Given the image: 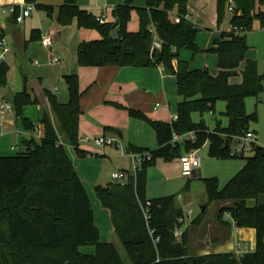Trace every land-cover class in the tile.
<instances>
[{
  "label": "trees",
  "instance_id": "trees-1",
  "mask_svg": "<svg viewBox=\"0 0 264 264\" xmlns=\"http://www.w3.org/2000/svg\"><path fill=\"white\" fill-rule=\"evenodd\" d=\"M133 1L116 4L114 20L104 23L80 7L77 0H64L57 10L59 24L67 25L76 19L77 26L95 28L100 34L99 38L78 43L79 65L162 64L176 77L180 100L177 118L172 121L151 119L139 110L116 104L152 126L157 147L149 150L151 158L143 161L126 183L95 185L96 197L101 206L109 209L114 232L131 264H264V146L249 147L253 152L248 155L240 153L244 164L223 186H219L215 176L203 179L208 201L226 202L218 209L219 220L226 212L235 225L255 228L252 251L189 253L186 229L179 237L174 234L178 218L184 214L182 207L176 205L174 194L146 196L147 168L157 158L179 157L206 142L210 155L230 156L233 137L250 130V121L257 119L256 112L246 111L245 98L258 97L264 89V73L258 71L254 59L246 57L249 49L246 34L255 21L264 27V0H231L230 29L221 31L214 38L215 46L208 49L217 54L219 70L215 75L207 67L190 68L188 60L179 58L181 48L193 54L201 51L195 42L198 26L187 17L188 0H145L144 6H136ZM229 1L216 0L218 21ZM25 2L34 3L50 17L55 12L51 4ZM133 9L138 14L137 30L128 29ZM19 11V6H14L13 20ZM174 15L179 16V21H174ZM151 26L162 40L159 49H150ZM39 36L40 30L32 29L28 40ZM242 61L245 66L241 82H230ZM7 70L6 62L2 63L0 86L6 84ZM64 81L68 91L66 101H59L56 93L45 91L51 114L44 111L40 118L42 135L38 139L33 136L24 139L25 147L19 151L0 155V264H126L112 241L100 239L90 196L67 152L66 146L71 145L81 156L85 155L78 147L83 91L76 73L64 75ZM218 99L226 102L223 111L228 118L226 125L217 120L210 130L203 121L192 120L193 111H212ZM33 103H37V98L26 88L14 93L16 115L21 116L29 130L34 125L22 116V108ZM188 131L195 132L193 140L171 141L173 133ZM127 150L144 149L130 146ZM147 200L150 204L145 217L141 205ZM84 245L94 246V252H82L80 247Z\"/></svg>",
  "mask_w": 264,
  "mask_h": 264
},
{
  "label": "crops",
  "instance_id": "crops-1",
  "mask_svg": "<svg viewBox=\"0 0 264 264\" xmlns=\"http://www.w3.org/2000/svg\"><path fill=\"white\" fill-rule=\"evenodd\" d=\"M44 1L49 2L45 3ZM63 1L64 0H37L38 3L53 5L55 7L53 16L50 17L43 9H37L34 7L28 16H25L22 21H19L16 18L13 20V11H8V8L16 5L20 7L26 3L25 0H0V18L5 24L3 33L8 39L10 46L5 61L6 64H8L9 69L12 67V64L9 62L13 59H18L23 62L27 58L34 64H41V62L44 64L49 62L52 56H59V60L55 62L57 67L56 74L59 77V81L65 82L64 75L76 73L78 75L80 89L83 91L80 97V114L78 120L79 138L86 136L92 137L101 133H117L119 137H121L120 139H122L123 145H125L124 147L129 148L130 146H133L144 150L155 149L157 147V138L152 126L141 118L129 115L125 108L118 107L116 104L139 110L151 119L172 121L174 120L173 116L177 112V104L180 100L177 93L175 75L169 73L162 64L144 67L79 65L77 63L78 43L82 40L99 38L100 34L95 28L59 25L57 22V10L58 6L62 4ZM123 1L124 0H77V3L80 7L87 9L91 13H95L96 17L104 15L107 22H109L114 20V6ZM133 4L136 6H144L145 0H134ZM212 6H214V4ZM187 8V17L193 23L196 22L189 14L191 10H196L201 15L205 16L206 7L202 4V0H188ZM94 9H96V12L93 11ZM33 15L38 16V18L40 17V19L42 17V23L40 26H34L37 24L32 19ZM44 17H46L45 20H43ZM32 29H39L40 36L36 40L29 41L28 39ZM128 29H138V14L135 9L131 11V19L128 22ZM221 31L224 30H220L217 34L213 35L209 46L200 47L195 37L197 46H199L201 50H208L211 47H214V38L217 37ZM45 33L49 34L52 38V44L49 46H46L41 42L42 36ZM253 48L254 46H252V49ZM211 52L212 53L205 52L202 56V60H199L197 59L198 56L193 54L191 50L181 48L179 50V58L182 60H188L190 68L207 67L210 73L215 75L219 70L217 54L213 51ZM251 52L252 51H250V55L246 54V57L254 59L257 62L258 68V61L256 57L251 55ZM209 55L210 57H208ZM32 56L34 59H32ZM173 65L174 67L176 66V59L173 60ZM244 66L245 62L242 61L238 65L236 73L229 78L230 82H241L242 69ZM235 77L238 78V80H233ZM39 80H42V76L39 77ZM44 89L45 91L49 90L56 93L59 101L64 102L68 99V97L59 96V88L57 86H54L53 89L46 87H44ZM44 89L42 91H35L34 88L29 90L30 94L37 98V103H35L37 107L35 108L34 117H32L33 115L28 111V105L22 109L23 116L27 117L34 126L39 124L43 112H49L50 110ZM12 93L14 94L15 92ZM256 101H259V95L256 97ZM210 112H213V110ZM252 112H256V110ZM3 113H0V115ZM217 120H219V124L221 125L227 124H223L220 118H215V125ZM4 122L7 126L3 130L0 129V155L14 153L15 143L17 141L21 142L23 149L25 147L23 142L24 139H29L32 136L38 139L35 132H33V129H26L21 122L20 124L18 123V118H7L4 119ZM106 126H110L112 129L105 128ZM250 130H253L256 134V131L251 127ZM13 132L17 133L16 138L11 136ZM78 141V147L85 152L84 156H81L79 152H76V149L71 145H67L66 149L84 184H86L87 179L93 184V186L97 184L106 185L107 183L114 182L113 180H107L109 179V173L111 175L113 170L121 169L127 170L128 172L132 171L134 161L131 154L128 152L117 150V146L115 145H106L103 148H100L95 145L91 139L88 141ZM232 143L238 142L232 141L231 144ZM231 144L230 149L232 148ZM247 149L248 148H245L241 153L246 155ZM196 150L198 151V149ZM90 151H94L95 153L92 154ZM175 158L176 159L174 160L173 158L169 160L171 163L175 162L177 168L173 171V174L165 176L166 178H170L172 175L182 176L179 157ZM160 159L162 158H157L156 162ZM113 160L117 162L121 161V163L118 164L119 167L116 168L114 164V168L111 169V172L105 171L106 167L104 165L106 163L110 164ZM200 174L201 162L197 168H194L191 171L190 175L200 176ZM88 194L91 200L92 193L88 191ZM93 201L94 204H92V207L94 211V220L100 230V239L102 241H113L117 236L113 229L109 209L101 206L96 197L95 191ZM225 203L226 202L215 203V210L213 211L212 216L208 219L205 218V216L201 217V220H199L200 218L195 219L198 216L197 215L189 218L188 221L182 225V229H185L187 226L186 230L189 232L188 242H204V238L202 239L200 235L198 236L200 226H206L208 231L206 236L208 234L212 236L210 238L211 243L209 246L208 244H205L200 248H196L199 245H193V248L198 249V254L210 252H234L237 254L238 252H236L235 247L238 243L245 246V251L254 250L256 237L255 228L235 225L228 213L225 212L226 214H223L224 216L222 219L218 220V224L213 225L215 222L213 221V226L210 225V223L204 225L206 222L210 221L213 216L216 218L219 207ZM203 207L204 205L201 209H203ZM82 247L83 246L80 247V250L85 252L84 249L82 250ZM88 251L89 252L87 253H92L91 249H88Z\"/></svg>",
  "mask_w": 264,
  "mask_h": 264
},
{
  "label": "rangeland",
  "instance_id": "rangeland-1",
  "mask_svg": "<svg viewBox=\"0 0 264 264\" xmlns=\"http://www.w3.org/2000/svg\"><path fill=\"white\" fill-rule=\"evenodd\" d=\"M46 2H49V1H46ZM202 4L206 7L205 16L201 15L196 10H191L189 12L190 16H192L191 18L196 22L195 24H197L198 26V31L195 37L200 47L209 46L213 35L217 34L218 31L230 29V25H229L230 10L228 9L229 2L226 4L225 9H224V14L219 21L217 20V7L215 5L216 4L215 0H202ZM213 4L214 6H212ZM93 11L96 12V9H94ZM34 13H35V10H34ZM93 14L95 15V13ZM32 19L37 24L34 26H40V24L42 23V17L40 19V17L38 18V16L33 15ZM45 19L46 17L43 18V20ZM68 25L79 27L77 26L76 19L72 20L71 23L65 26H68ZM80 28H83V27L80 26ZM57 36H60V35H57ZM246 41L248 45L250 46L246 54L250 55V51H252L251 55L256 57L258 61L259 71L261 73H264V27H261L258 21H255L254 29L247 32ZM252 46H254L253 49H252ZM205 52L212 53L210 50L198 51L197 53H195V55L198 56L197 59L202 60V56L204 55ZM190 56H191V52H190ZM208 57H210V55ZM32 59H34L33 56H32ZM13 60H10L9 62L12 64V67L9 69V66H8L6 84L3 86H0V103L6 100L4 96L9 91L18 92V91H22L24 88H26L28 91L31 88H34L35 91H42L44 87L53 89L54 86H57L59 88V94H60L59 96L68 97V91H67L65 82L59 81V77L56 74L57 67H56L55 62H47L49 64L47 63L42 64V62L40 61L42 64L41 65V64H34L31 61H29L27 58L23 62H21V60L19 61L18 59H13ZM40 76H42L41 81L39 80ZM233 80H238V78L235 77ZM44 92H45V89H44ZM258 95H259L258 102L256 101L255 96L249 95L245 98V104H246V109L248 112H252L256 110L257 119L255 121H250L249 126L256 131V136H257L256 144L260 146H264V89H262V91ZM225 104H226L225 100L218 99L215 104V108L213 112L204 111L203 113H200L197 110L193 111L191 113L192 120L194 122L203 121L210 128V130H212L215 126V118H220L222 120V123L226 124L228 122V119L222 113V111L225 109ZM27 105H28V111L30 112L31 115H33L32 117H34L35 108L37 106L35 105V103L27 104ZM27 105H24L23 108ZM6 111L7 112L0 115V129L3 130L6 128L7 125L4 122V119H7V118H18V123L20 124L21 122V124L24 127L21 116L16 115L13 102L10 101L9 107ZM49 113L51 114L50 110H49ZM22 116H23V113H22ZM16 135L17 133L13 132L11 136L16 138ZM120 142L123 144L122 139H120ZM231 146L238 147L239 144L232 143ZM21 149H22V144L20 141H17L15 143L14 150L19 151ZM117 150L121 151L119 147H117ZM246 152H247L246 155H248V154H251L253 150L248 148ZM198 153L201 156L200 176L184 175L181 171L182 176L172 175L170 178H166L165 176H170L169 174L174 173L173 171L176 170L177 166L175 162L171 163L170 160H164L163 158L158 160L155 164L150 165L147 168V173H146L147 196L150 198H153V197H158V196H163V195L174 194L175 203L176 205L182 207L184 214H185L186 222L188 221L189 218L195 217L199 214H200L199 220H201V217H204V216L205 218L208 219L209 217L212 216V213L215 210L214 209L215 203L221 202V201H215V202L208 201V198L205 193L203 179L206 177L215 176L218 180L219 186L221 187L229 180L231 176H233L241 168V166L244 163V160L239 156L240 153L236 155H230L227 157H218V156L210 155L208 152L207 142L198 148ZM174 159L176 158H173V160ZM119 163H121V161L117 162L114 160L113 162H110V164L106 163L104 165L106 167L105 171L111 172V169L114 168V164H115V167L117 168L119 167L118 165ZM180 170H181V163H180ZM110 176L111 175L109 173V179L107 180L112 181L113 179ZM85 185H86L87 190L90 193H92L91 204H94V201H93L94 186L87 179H86ZM222 202H225V201H222ZM203 205L204 207L203 209H201ZM223 216L224 215H222L221 219L223 218ZM218 220L219 219L217 218V215H216V218L215 216H213L210 219V221L206 222L204 225H208L209 223L210 225H212L213 221H215L213 225H216L218 224ZM185 229H183V231ZM206 233H208L207 227L200 226L199 231H198V236L200 235L202 239L204 238L203 239L204 242L200 241L199 243H192V242H188L189 232L186 230L187 248H188L187 251L189 253L198 254V249L196 248H200L202 245L204 246L205 244H208V246L210 245L211 243L210 238L212 236H210L209 234L206 236ZM112 242L119 249L121 256L123 260L125 261V263L131 264L119 239L115 238ZM196 244H198L199 246L196 248H193V245H196ZM83 249L86 253L89 252L88 249H91L92 250L91 252H93L92 245H84L82 247V250Z\"/></svg>",
  "mask_w": 264,
  "mask_h": 264
},
{
  "label": "built area",
  "instance_id": "built-area-1",
  "mask_svg": "<svg viewBox=\"0 0 264 264\" xmlns=\"http://www.w3.org/2000/svg\"><path fill=\"white\" fill-rule=\"evenodd\" d=\"M34 3H25L24 5L20 6L19 14L17 15L16 19L19 21H22L25 16H28L32 9L34 8ZM228 9L232 11L233 9V2L229 1ZM8 11H14V6H10L8 8ZM99 22H107V19L104 15H99L96 17ZM174 21H179V16L174 15L173 16ZM5 27L4 21L0 18V65L6 61L7 53L10 50L9 41L6 38V36L3 33V29ZM151 31L153 33V38L151 42L150 49L153 50L155 48L159 49L162 46V40L160 39L158 33L156 32L155 28L151 26ZM41 42L49 46L52 44V38L49 34L45 33L42 36ZM59 60V56L54 55L52 58H50L49 62H57ZM10 101L5 100L4 102L0 103V113L5 112L9 107ZM174 119L177 118V114L173 116ZM33 132H35L36 136L39 138L42 135V128L40 124H37L33 128ZM195 137L194 131H188L183 134H176L173 133L172 142H181L184 143L186 140H193ZM92 140L95 145H97L100 148H103L106 145H115L121 149L122 152H128L131 154L133 158V169L131 172H128L127 170H121V169H115L111 172V177L114 182H117L119 184H124L127 182V179L130 175H135V171L139 165L151 158V152L149 150H142V151H128L126 147H124L123 144L120 142V137L117 133H101L96 136H86L81 137L79 140ZM233 141L238 142V147H232L230 149V153L235 155L238 153H241L245 148L252 147L256 145L257 143V137L253 130H248L244 134L239 136H234ZM127 150V151H126ZM98 152V151H97ZM90 153H95L94 151H90ZM179 160L181 163V171L184 175H190L191 171L194 168H197L200 165L201 162V156L199 155L198 151L196 149H192L190 151L184 152L179 156ZM150 204V201H146L145 205H141L142 211L144 213V216H148V206ZM189 211V210H188ZM179 226L174 230V234L179 237L181 236L183 229L182 225L186 223L185 214L180 216L178 218ZM245 246L241 243H238L235 247L236 252L239 254L244 252ZM237 253V254H238Z\"/></svg>",
  "mask_w": 264,
  "mask_h": 264
},
{
  "label": "water",
  "instance_id": "water-1",
  "mask_svg": "<svg viewBox=\"0 0 264 264\" xmlns=\"http://www.w3.org/2000/svg\"><path fill=\"white\" fill-rule=\"evenodd\" d=\"M114 26H115V24H114ZM5 99L8 101L14 102V94L11 91H9L7 93V95L5 96ZM65 264H68V263H65Z\"/></svg>",
  "mask_w": 264,
  "mask_h": 264
}]
</instances>
